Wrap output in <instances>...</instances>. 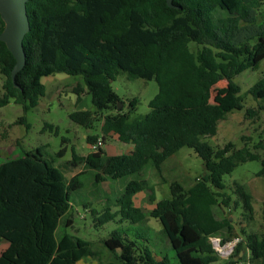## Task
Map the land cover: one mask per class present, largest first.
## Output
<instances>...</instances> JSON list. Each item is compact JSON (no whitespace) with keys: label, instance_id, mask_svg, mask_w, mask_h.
<instances>
[{"label":"trees","instance_id":"1","mask_svg":"<svg viewBox=\"0 0 264 264\" xmlns=\"http://www.w3.org/2000/svg\"><path fill=\"white\" fill-rule=\"evenodd\" d=\"M27 0L29 31L23 39L26 61L14 87L10 74L15 59L0 42V75L4 77L0 106L13 101L24 113L37 107L44 96L43 78L65 74L80 77L73 92L91 97L92 110L69 114L75 124L93 129L101 122L103 145L110 135L133 149L107 155L103 148L85 156L73 154L57 166L41 157L39 148L22 151L21 157L0 164V239L8 243L0 264H76L91 258L104 264L91 242L56 232L71 208V193L83 186L80 176L93 175L96 185L110 178L134 177L123 186L114 212L92 211L94 224L102 226L118 218L120 223L145 225L149 218L161 221L165 239L178 264H213L219 256L209 238L222 244L238 238L234 255L224 264H239L233 258L248 250L251 259L264 261V233L237 235L223 207L231 198L224 192L223 176L247 161H260L257 176L264 177V159L233 143L214 149L200 140L214 136L228 110L240 109L239 88L233 78L264 59V0ZM4 24L0 18V34ZM120 73L130 79L154 80L158 93L146 116L129 124L138 100L124 101L111 83ZM225 80L222 106L210 103L211 88ZM254 100L264 98V78L249 90ZM264 113V107L247 109V116ZM100 116V120L96 116ZM20 118L18 123H24ZM51 127V126H49ZM89 145L97 136H86ZM187 147L201 158L204 174L188 189L170 184V197L155 202L146 179L140 176L149 163L161 164ZM69 180L67 171L81 168ZM242 208L252 219V197L246 185L235 184ZM149 191L155 206L150 211L136 207L137 193ZM264 206V203H263ZM264 217V216H263ZM72 221L66 219L65 226ZM131 234V236L129 235ZM142 235V236H141ZM150 234L144 229L113 231L103 247L119 264H171L164 255L155 259L146 246ZM142 240L140 245L136 240ZM109 264H115L110 262Z\"/></svg>","mask_w":264,"mask_h":264},{"label":"rangeland","instance_id":"2","mask_svg":"<svg viewBox=\"0 0 264 264\" xmlns=\"http://www.w3.org/2000/svg\"><path fill=\"white\" fill-rule=\"evenodd\" d=\"M264 12V4L261 7ZM264 20L260 17L259 21ZM264 78V59L255 68L248 67L242 73L233 78L238 86V97L241 99L240 109L228 110L224 120L217 126L214 136H202L200 140L214 149H221L228 143H233L236 149L247 148L253 154L264 159V113L258 111L255 116H247V109L264 107V98L254 100L249 93L250 88L260 79ZM4 77L0 75V97L2 96V85ZM45 88V94L39 99L37 107L24 113L20 105L11 101L5 106H0V150L8 159L19 157L22 151H30L39 148L41 157L51 165L69 161L72 155L85 156L93 152L91 145L86 142V136L101 137V122L95 121L93 129H85L69 119V114L77 110H92L91 97L82 93L79 97L73 89L82 84L80 77L55 74L41 80ZM112 89L120 99L124 101L125 110L128 101L137 99L135 110L131 114L129 124L142 120L150 111L149 103L158 93V87L154 80L130 79L126 74L120 73L111 83ZM227 92V83L220 81L211 88L210 103L222 106V99ZM20 118L24 123H18ZM100 120V116H96ZM51 126V127H49ZM107 155L125 154L132 149L131 145L120 143L117 137L110 135L105 139L102 147ZM262 165L260 161H247L239 165L234 171L223 176L224 192L231 198L230 208L223 207V214L229 216L233 223L235 233L238 235L240 228L245 227L248 233H264V206L262 201L252 199L253 215L248 220L247 213L242 208V202L235 193V184L246 185L249 192H264V177L257 176ZM81 168L67 171L65 178L69 180L78 173ZM204 166L192 149L181 148L174 155L167 158L158 171L151 163L147 165L140 176L136 178L146 179L149 187L154 193L155 202L170 197V184L179 183L188 189L194 185L196 180L204 174ZM134 177L120 178L117 180L106 179L93 185L92 173L85 172L80 176L83 184L80 190L71 193V208L61 219L57 229V238L62 232L75 235L81 239L91 242L93 249L99 252L100 261L109 264L114 256L111 255L102 244L113 231H124L125 233L141 232L143 229L150 234L149 242L146 244L151 249L155 259L166 255L171 264H178L175 254L168 245L164 234V225L161 221L149 218L143 227L132 226L128 223H120L118 218L102 226L94 224L92 211L101 215L105 208L114 212L115 201L119 197L123 186ZM155 202L150 200V192L137 193L133 198L136 207L144 211L154 208ZM66 219L72 221L71 225L65 226ZM131 236V234H129ZM142 236V235H141ZM221 239V238H220ZM234 239V238H233ZM136 240V239H135ZM140 245L142 240H136ZM95 260V259H93ZM97 263L98 261L95 260ZM227 259L219 257L213 264H224ZM247 264H259V261L251 259Z\"/></svg>","mask_w":264,"mask_h":264},{"label":"water","instance_id":"3","mask_svg":"<svg viewBox=\"0 0 264 264\" xmlns=\"http://www.w3.org/2000/svg\"><path fill=\"white\" fill-rule=\"evenodd\" d=\"M165 1L169 8H176L173 0ZM26 2L27 0H0V18L4 24L0 34V42L5 44L7 50L15 59L10 78L16 88V76L23 69L26 61L23 47V39L29 31ZM122 107L123 103L118 102L117 108L122 109Z\"/></svg>","mask_w":264,"mask_h":264},{"label":"crops","instance_id":"4","mask_svg":"<svg viewBox=\"0 0 264 264\" xmlns=\"http://www.w3.org/2000/svg\"><path fill=\"white\" fill-rule=\"evenodd\" d=\"M132 149H133V147H132ZM109 155H117V154H109ZM19 157H21V156H19ZM8 158H9V156L4 157L1 150H0V164L6 160H9ZM15 158H18V157H15ZM15 158H12V159H15ZM249 194L251 195L252 199L256 198L257 200L264 202V192H249ZM229 219H231V218H229ZM241 229H243L246 233H248L246 231L245 227H241L240 230ZM7 247H8V243L6 241H3L0 239V255L7 249ZM249 258H250V253L248 250H245L244 252H240V254L237 257L233 258V260L238 261L239 264H247V261H249ZM228 260L229 259H227V261ZM111 262L115 263V264H119L116 260L115 261L112 260ZM76 264H97V262L91 258H85V259L78 261ZM259 264H264V261L263 262L259 261Z\"/></svg>","mask_w":264,"mask_h":264},{"label":"built area","instance_id":"5","mask_svg":"<svg viewBox=\"0 0 264 264\" xmlns=\"http://www.w3.org/2000/svg\"><path fill=\"white\" fill-rule=\"evenodd\" d=\"M103 143L99 139L95 145H91V149L95 152L98 148H102ZM212 248L215 250L219 257L225 259H230L235 252L236 244L238 243V238H234L228 242L222 244L220 237L214 236L209 238Z\"/></svg>","mask_w":264,"mask_h":264}]
</instances>
